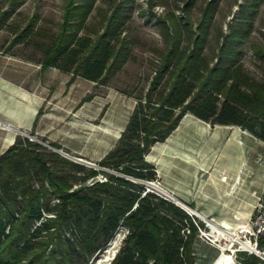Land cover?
Returning <instances> with one entry per match:
<instances>
[{"label": "trees", "instance_id": "trees-1", "mask_svg": "<svg viewBox=\"0 0 264 264\" xmlns=\"http://www.w3.org/2000/svg\"><path fill=\"white\" fill-rule=\"evenodd\" d=\"M182 1L189 9L196 0ZM96 2L65 0L62 22L50 36L42 66L92 81L123 66L131 56L124 24L133 3L112 0L99 10V27L90 28L87 20ZM215 10V0H209L196 33H191L189 19L181 26L174 12L166 13L171 30L156 74L116 146L100 161L119 173L104 172L107 179L100 181L95 178L100 170L19 135L0 154V264H79V259L87 264L121 226L128 232L109 264H194V217L133 179L156 178L145 154L165 141L187 112L211 124L239 125L264 141V81L239 63L241 26L225 35L215 63L204 55ZM90 177L93 181L86 183ZM73 183L80 185L73 188ZM259 246L264 247L263 237ZM260 260L245 254L240 264Z\"/></svg>", "mask_w": 264, "mask_h": 264}, {"label": "rangeland", "instance_id": "rangeland-1", "mask_svg": "<svg viewBox=\"0 0 264 264\" xmlns=\"http://www.w3.org/2000/svg\"><path fill=\"white\" fill-rule=\"evenodd\" d=\"M111 1L97 0L87 20L90 28L99 27V10L107 9ZM208 1L196 0L187 9L182 0H130L133 7L124 24V33L131 40V56L115 73L106 74L100 81H92L55 66L41 64L50 36L57 32L62 22L65 0H0V77L14 82L15 87L21 90L22 106L29 105L31 101L32 115L35 116L31 128L17 131L16 137H27L48 150L59 149L94 163L98 167L85 166L100 170L95 177L100 181L107 179L104 172L119 173L112 167L101 165L100 161L116 146L138 98L146 93L156 74L160 53L168 46L167 34L171 30L170 23L164 21L166 13L174 12L181 26L189 19L191 33H196L202 9ZM215 3L216 10L210 23L204 55L211 63H215L225 35L241 26L245 33L238 41L241 56L239 63L249 75L264 81V0H215ZM24 30L29 32L26 31L27 35L21 37ZM1 92L0 105L8 96L4 90ZM1 116L0 111V154L11 145H8L5 138L6 128H12L4 125L6 122L1 120ZM224 125L195 118L192 126L194 129L207 128L204 136L206 139L222 134L225 149L232 143L239 146L243 179L236 183L234 178L225 173L228 177L225 181V219L232 223H242L243 228L238 234V239L242 240L245 235L249 237L247 228L258 197H264V162H261L264 159V141L239 125ZM221 128H225V131H220ZM171 142L170 138L158 141L145 154V159L154 165L156 171V178L148 181L158 183L162 189L164 183L159 178V158H165L169 164L173 162L172 150L166 153L161 151V148L170 149ZM227 161L225 157V164ZM75 174L79 178L84 175L83 172ZM91 181L93 177L88 178L86 183ZM79 185L73 183V188ZM155 193L166 197L165 193ZM185 208L186 211L190 210ZM188 213L194 217L193 221L198 227V234L193 242L194 264H213L223 251H228L223 248L226 245L211 233L209 221L191 213V210ZM221 220L222 216L216 218V221ZM200 229L206 234H202ZM118 232L121 233V239L116 246L115 255L123 244L128 229L121 226L116 233ZM67 234L70 235V232ZM110 242L103 250L95 252L87 264H97ZM228 247L234 249L232 254L238 264L245 254L258 256L261 259L259 264H264V256L261 255L264 247L261 248L259 243L258 252L238 249V240L230 241ZM79 264H84L82 259H79Z\"/></svg>", "mask_w": 264, "mask_h": 264}, {"label": "crops", "instance_id": "crops-1", "mask_svg": "<svg viewBox=\"0 0 264 264\" xmlns=\"http://www.w3.org/2000/svg\"><path fill=\"white\" fill-rule=\"evenodd\" d=\"M2 90L8 96L0 105L1 120L12 126L6 129L15 130L13 132L7 130L5 139L10 145L15 141L17 131L31 128L35 116L32 115L31 101L29 105L22 106L21 90L15 87L13 81L0 77V101ZM33 111L36 112V101ZM195 118L198 117L186 113L173 134L167 137L172 139L169 143L170 149L161 148L165 153L168 150L174 152V159L170 164L165 158H159V178L161 183H164L163 189L168 190L167 192L181 202L195 207L198 214L207 221L218 225L228 224L227 230L238 236L240 229L243 228L242 223H232L225 219V181L228 180L225 173L230 178H234L236 183L243 179L241 175L243 162L240 161L239 146L232 143L225 149V138L222 141V134L206 139L204 136L208 129L205 127L194 129L192 125ZM220 131H225V128H221ZM225 157L228 160L226 164ZM218 216H222L223 220L216 221ZM227 250L223 251L213 264H222L225 254L231 253L229 249ZM233 256L229 257L228 264L234 263ZM235 261L238 264L236 259Z\"/></svg>", "mask_w": 264, "mask_h": 264}, {"label": "bare ground", "instance_id": "bare-ground-1", "mask_svg": "<svg viewBox=\"0 0 264 264\" xmlns=\"http://www.w3.org/2000/svg\"><path fill=\"white\" fill-rule=\"evenodd\" d=\"M6 127H12L10 124L6 123L4 124ZM151 189L152 190H156V191H159L161 193H165L166 195L170 196L172 194H169L166 190L162 189V187L156 183V182H153V183H150L149 184ZM196 211V210H195ZM196 213L198 214V212L196 211ZM200 215V214H198ZM201 216V215H200ZM209 227L211 228V233L219 240L223 241L224 244L226 246H223V248H227L231 251H234L233 248H230L228 247L229 246V243L230 241H234V240H238V236L234 234H232L231 232H229L227 229H228V224H225V223H222L221 225H218V224H215L211 221H209ZM121 239V233H116L114 238L111 240L108 248H106V251L104 253H102V255L100 256V258L97 260V264H107L108 261H110L112 259V257L114 256L115 254V249H116V246L118 245V242L120 241ZM242 242V241H240ZM242 244L246 247H248V245H246L244 242H242ZM231 253H228L226 257H224V261L222 264H228L227 261L229 259V257L233 254ZM234 258V256H233ZM233 264H237L236 261H235V258H234V263Z\"/></svg>", "mask_w": 264, "mask_h": 264}, {"label": "built area", "instance_id": "built-area-1", "mask_svg": "<svg viewBox=\"0 0 264 264\" xmlns=\"http://www.w3.org/2000/svg\"><path fill=\"white\" fill-rule=\"evenodd\" d=\"M264 162V159L261 160ZM239 178V177H238ZM254 214L251 216L247 231H249V237L240 240L244 242L248 247L244 246L242 242L239 241L240 248L238 249H248L250 252H258L257 247L260 238L264 236V197H258L257 202L255 204ZM189 232V229L186 230ZM202 234H206L205 231L201 230ZM217 239V238H216ZM219 240V239H217ZM215 242V240L213 239Z\"/></svg>", "mask_w": 264, "mask_h": 264}, {"label": "water", "instance_id": "water-1", "mask_svg": "<svg viewBox=\"0 0 264 264\" xmlns=\"http://www.w3.org/2000/svg\"><path fill=\"white\" fill-rule=\"evenodd\" d=\"M21 131H22V130H21ZM54 150H55V151H58V152H60V153H62V154H64V155H66V156H68V157H70V158L73 159L74 161H76V162H78V163H81V164H83V165H88V166H95V167H98V166L95 165L94 163H92V162H90V161H87V160H84V159H82V158H80V157L71 156V155H69V154H67V153L62 152V151L59 150V149H54ZM133 180L136 181V182H140V183H142V184L145 186V188H146L147 191H153V192H156V191L152 190L151 187H150V185H149L150 183H153L154 181H148V180L145 181V180H140V179H133ZM164 198L173 201L174 203L180 205V206L183 207V208L187 207V208H189V209L191 210V213H194V214L198 215V214L196 213V211H195L196 209L189 207L187 204L181 202V201H180L178 198H176L175 196H173V195H170V196L166 195V197H164ZM185 209H186V208H185ZM190 210H187V211L189 212ZM261 255L264 256V253H262ZM114 256H115V254H114Z\"/></svg>", "mask_w": 264, "mask_h": 264}]
</instances>
